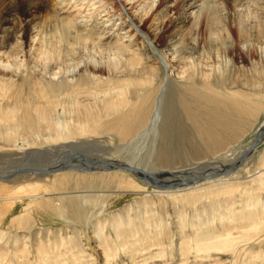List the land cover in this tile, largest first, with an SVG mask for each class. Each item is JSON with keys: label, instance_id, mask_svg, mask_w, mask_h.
I'll use <instances>...</instances> for the list:
<instances>
[{"label": "rangeland", "instance_id": "obj_1", "mask_svg": "<svg viewBox=\"0 0 264 264\" xmlns=\"http://www.w3.org/2000/svg\"><path fill=\"white\" fill-rule=\"evenodd\" d=\"M73 1L0 0V16L14 23L6 25L13 35L0 38V133L5 127L14 128L13 114H5L11 109L17 111L27 90L33 93L35 102L46 101L37 99V93L47 84L55 90L50 97L53 103H49L55 109L51 113L53 122L72 124L65 111L69 102L65 96L79 98V103L87 105L93 96L106 94L128 71L122 65L124 57L108 50L109 46H119L126 53L135 51L137 57L132 61L140 64L139 71L141 67L158 71L153 97H158L159 89L160 102L159 109L153 111L159 114L151 123L156 127L147 141L142 136L144 126L135 138L124 140L114 134H96L94 138L106 141L107 153L82 155L116 164L124 161L121 156L134 155L136 143L141 149L147 144L139 154L144 157L150 151L148 159L164 173L159 177L162 183L173 182L166 175L171 171L179 180L183 177L179 170L199 166L226 170L232 164L231 155L234 159L242 155L254 133L264 125V0H244L246 3L241 4L238 0H199L196 21L187 17L180 24L183 32L175 50L182 52L184 46L195 43L200 53L193 56L195 65L209 80L214 79V86L203 89H214V96L223 99L231 95L241 99L249 90V100L259 103L257 114L246 119L243 135L230 145V155L225 159L220 154L214 160L212 155L204 154L203 142L188 117L172 105V91L181 85L178 75L184 63L181 59L174 62L172 53L164 47L175 18L184 15L185 0H132V5L124 7L122 0H90L88 5L83 1L76 6L81 12L68 15L63 7ZM27 9L34 11L37 20L26 26ZM106 13L114 15L110 19L103 16ZM119 14L127 24L119 26ZM65 18L74 21L76 31L62 27L58 21ZM104 29L111 37L101 38L102 42L97 41L98 34L86 33ZM40 45L50 52L51 61L36 57L38 50L36 53L33 49ZM60 85L67 89L65 95L58 94ZM252 87L256 91H251ZM191 90L196 91L194 87ZM192 96L186 99L202 125L210 114L224 116L232 112L224 102L196 103ZM167 125L173 140L176 138H170L169 143L163 139ZM89 128L98 129L94 124ZM40 131L29 140L18 135L11 147H2L0 139V176L23 165L51 166L60 162L63 156L57 157L56 153L46 159L45 153L40 158L22 155L20 147H26L22 144H38L47 138L46 131ZM160 147L164 148L163 154ZM161 158L169 162L163 168L160 161H155ZM72 162L85 164L78 159ZM211 178L215 179L204 178L197 184L218 178L224 183L179 195L161 194L169 190H157L128 172L116 170L69 169L46 177L20 175L0 182L4 197L24 186L20 194L13 195L20 200L0 204V212L5 214L0 219V264H264V139L233 173Z\"/></svg>", "mask_w": 264, "mask_h": 264}, {"label": "bare ground", "instance_id": "obj_2", "mask_svg": "<svg viewBox=\"0 0 264 264\" xmlns=\"http://www.w3.org/2000/svg\"><path fill=\"white\" fill-rule=\"evenodd\" d=\"M67 1H72V0H67ZM83 1L86 3V5H88L87 3L90 0H78V1L74 0L72 3L68 2V4H66V6L63 7V12H65L68 15L74 14V13L77 14L79 11L81 12V10L78 11L76 6L80 7L82 4H84ZM197 1L199 0H185L186 3L182 5V10L184 12V15H179L175 18L172 24L171 32L169 34V39H167L165 42L164 48L166 49L168 48L169 51L172 53L171 55L175 58L174 62L181 59L182 62L184 63V66H182V69L178 75L181 81L180 82L181 85L174 86V91H172V98H173L172 105L175 106L177 111L180 109L181 113H183L186 118L188 117V119L191 122V125L194 126L196 130L195 132H197L199 138L203 142L202 146H203L204 154L206 156L212 155L213 160L214 158L218 157V155L220 154L224 155L226 159L227 156L230 155V150H229L230 145L233 143L235 144L238 138H240L243 135L244 133L243 129L246 127V119L257 114L256 111L258 109L259 103L249 100V95H248L249 90H246L244 92L241 99L239 97H231L232 95L224 99L221 97L218 98V96L216 98L214 96V91H215L214 89H213L214 91L212 90L213 92L209 91L211 89L207 91L203 89L205 87H212L215 84H214V79L209 80L210 77H208V75L205 72L200 70L198 65H195V62L193 61V56L195 54L197 55L200 54L198 53L199 50H198V47L195 45V43L194 44L189 43L186 45V47L184 46L185 48L183 47L182 52H178L177 50H175V47L177 46L181 38L182 32H183L181 31L180 24H184V20L187 17L190 20L194 19L196 21V18H198L200 15V10H199L200 6L198 5V3H196ZM242 1L244 2V0H238V3L241 4L243 3ZM121 4L124 7L127 4L132 5L133 1L132 0H122ZM195 7L198 10L194 11L195 9L193 8ZM263 11H264V8H263ZM25 15L26 17L24 21H25L26 26L34 23L35 20H37L34 14V11L30 9H27L25 11ZM113 15L114 14L110 13L109 15V13H106L103 16H106L111 19V16ZM117 19L120 20L119 26L125 23V20H126L122 14H119ZM58 22L61 23L62 27L71 28L75 31L77 30L76 25L73 23L74 21L71 22L69 18H65V20L59 19ZM7 24H14V23L12 20L8 18H3L0 16V38L3 36L13 35L14 32H12L11 28L6 27ZM22 28L25 29L24 26ZM86 33H89L92 36L95 35L96 37L98 34L99 35L97 37L98 42L101 41V38L103 40H106L111 37V35H109V32L107 33L105 32V29L101 32L98 30H95L92 32L88 31ZM38 47H39L38 49L37 48L33 49V51L34 52L36 51V53L38 50V54H36V57L40 56L44 58L45 62L51 61L50 52L44 50L43 47H41V45ZM108 50L112 51V53H114V55H116L117 57L119 56L124 57V60H123L124 62L122 63V65L128 71L123 72L122 77L118 79L117 82L115 81L116 83H114L115 85L113 84L114 87L112 86L113 87L112 89H107L108 91L106 94H103L100 97L93 96L94 99L91 98V100H88L89 102L87 105L85 104L83 105L82 103H79V98H73L72 96H69V97L65 96L67 97L69 102H67L68 104L66 107L63 105V108L65 107L66 109L65 111L68 112L66 114H68L70 116V119H72L71 121L72 124L68 123L69 124L68 125L67 123L63 124V122L62 124L59 122H55V123L53 122L54 118L52 117L53 115L51 116V113L55 111V109H52L51 108L52 105H49V103L52 102L51 101L52 99H50V97L52 93L55 92V90L53 88L54 86H52L51 84L44 85L43 87L41 86L40 90L38 89L37 99L46 100L45 102L41 103L39 100L35 102L34 100L36 98L35 96L32 95L33 93L30 94L27 92L28 91L27 90L26 96L22 98L24 99L23 101L21 99L22 103L18 106L17 111H15V109L13 110L11 109L9 111V114L8 113L5 114L6 117L13 114L12 124L14 128L8 129L7 127H5L4 128L5 131L3 133H0L1 143L3 144L2 147L3 146H9V147L14 146L13 143L15 142L14 141L15 137H17L18 135H20L21 137V134H22L26 140H29V139L34 138L33 136H36V134H38L40 130H45L47 133V136H46L47 138L43 139L38 144L33 143V142L22 144V146L23 145L26 146L24 148L20 147L21 152L23 151L22 155L23 156H34L36 158H40L45 153L44 159H46V157L51 153H54V154L56 153L57 157L63 156L60 162H58L57 164L51 165V166H45V165H38V166L23 165V166L52 168V167L57 166L58 164L63 163L64 161H66V159L67 160L71 159V160L67 161L65 167H63L62 170L53 172V173H48V174L41 173L40 171H37V169L35 168L33 169L26 168V167L24 168L22 166L23 167L22 169H26V170H23L21 172H16V173H15L16 171L15 170L5 175H2V177H9L13 173H15L13 176L9 177L6 180L5 179L0 180V182H9L12 179H14L16 176H20V175H22V177L27 176V175L46 177L48 175L61 173L69 169H73L74 171L76 170L77 172H80V171L86 172L89 170L125 171L143 180L145 183H148V181L154 180L155 183L159 186V187H156L157 190H169V191H160L162 192L161 194L166 193L168 195L169 194L173 195L175 193L191 194V193H194V191H198L199 188L201 187L211 186L213 183L223 182L221 181L223 179L218 178L214 181H209L207 183L202 182L204 184L202 183L197 184L198 182H196L188 186L172 187L171 185L173 184L174 181H176V178H178V176H176V173L174 172L172 173L171 171V173L166 174V175H168L170 177V180H173V182L166 181L162 183L159 180V177L161 176V174H164V173H162L161 171H157L158 168L156 167L155 164H153V161H150V157L148 159V155L150 154V151L149 153L146 151L147 154L144 157L143 156L141 157L140 155L141 151L144 152L145 145L147 144L145 145L142 144L144 147L141 149L137 147L138 145L136 143L132 151V153L134 154V155H131L132 157L121 156L122 158H124L122 159L124 161L123 162L118 161L116 164L114 163L115 165H123L125 167L132 168L131 170H134V171H127L124 169H111L109 167H106V165H104L103 163H101V162L105 163V161H94L96 159L86 158L84 155H82V153L85 155H89V153L91 152H97L99 154L107 153L108 149L105 147L106 141L105 140L99 141L97 138H94L96 134H102V135L114 134L118 139L124 140L126 138H129V137L133 138L134 136H136L139 130L144 126L146 127V129L142 136H145L146 138L145 141H147V137L150 131H152L156 127L155 125L151 123H152V120L156 119V117L158 116L156 114H159V113H156V110L155 112L153 111V108L159 109V102H160V90L159 89L156 93L158 97L157 96L155 98L153 97V94H154L153 92L155 89L153 85L155 84L154 78L158 73L157 69L150 70V69H145V67H141L139 71L137 69V66H139L140 64L135 65L132 61V59L135 58L136 56V54L134 53L135 51L133 53H128V52L126 53L125 50H123L119 46H109ZM31 51L32 50H30V52ZM187 55H190L192 57L191 58L187 57ZM18 67H21V65H19ZM114 68L116 69L117 67L114 65ZM93 69H94L93 71L100 70L99 68H93ZM16 72L19 73L20 70L16 68ZM118 73H122V72H118ZM18 86L21 89L22 88L25 89L23 85H18ZM60 86L61 87L57 89V91H59L58 94L65 95V93L63 92H65V90L67 89L65 88L64 85L63 86L60 85ZM191 87H194L196 91L194 92L193 90H191ZM69 88L70 87H68V89ZM254 88L255 87H252L250 88V90L256 91V88L255 89ZM192 93H193L192 98L194 99L193 101H195L196 103H200L202 100L206 102L208 101L209 102L212 101L214 103L216 102L217 104L224 102L223 103L224 107H226L228 111L231 110L232 112H236L235 117H232L231 115L232 112L231 114L224 115V116H220V115L214 116L210 114L207 122H205V124L202 125V123L199 120L200 118L193 111L191 107V103H189V101H187L186 99V96L191 95ZM16 97H15V100H16ZM149 108H151V110L148 114ZM69 116H67V119L69 118ZM91 124H94V126L98 127V129L96 128L90 129L89 126ZM263 126L264 125H262L261 127ZM45 131H43V133ZM163 133H164L163 139L165 140L166 143H169L170 138H171V141L173 140L172 138L173 133L170 132L168 125L166 126V129H164ZM174 140H176V138H174ZM261 141L262 139H260L258 143ZM103 147L105 148L103 149ZM164 148L166 149L167 146L165 145ZM164 148L160 147V150H162L160 154H163ZM80 150H82L80 152L81 154H78L76 157H74V153ZM234 156L235 155H231V159L229 160V161L233 160L232 164L229 166V168H227V169H230L229 170L230 172L227 173L229 175L233 173L235 168H237L241 164V162L248 157V155H246L245 152H243L242 155L236 159H234L235 158ZM74 159H78L82 162H85V164H76L75 162L73 163L72 161ZM218 159L222 160L223 158L220 157ZM155 161H160L159 164L160 166H162L161 168H163V166H166L169 163L167 162V159L165 158L164 159L161 158ZM92 163H93V166H90V164ZM77 165L78 167H76ZM81 166H83V168H81ZM136 169H140L141 171L144 170L145 173H148V175H150V177H148L144 173H139L138 171H136ZM210 169H213V170H210ZM187 171L192 174L187 173V175H183L184 177H190L192 175H200V174H205V173L207 175L213 174L217 176V174H220L221 172L225 170L218 169L216 166H207V167L199 166V168H196L195 170L189 169ZM208 178H210L211 180L215 179L211 177H208ZM12 182L15 183V181H12ZM118 188H120V186H118ZM22 190H24V186L18 187L12 192H7L5 197L4 195L0 194V204L8 205L9 201H12V200L17 201V199L20 200L21 198L13 197V195L20 194ZM18 196H21V195H18ZM170 198H172V196L169 197V200ZM73 206L76 207V204L73 203ZM4 207H7V206H4ZM71 213H75V211ZM4 215L5 214H2L0 212V219Z\"/></svg>", "mask_w": 264, "mask_h": 264}, {"label": "water", "instance_id": "obj_3", "mask_svg": "<svg viewBox=\"0 0 264 264\" xmlns=\"http://www.w3.org/2000/svg\"><path fill=\"white\" fill-rule=\"evenodd\" d=\"M260 139H264V126L263 127H261V128H258L257 129V131L254 133V135H253V137H252V140H251V142H250V144H249V146H247L246 147V149H245V153H246V155H248V153H250L251 152V150L254 148V146L258 143V141L260 140ZM68 160H71V159H68ZM67 159H66V161H64L63 163H61V164H58L57 166H55V167H52V168H48V167H44V168H39V167H26V166H23L24 168L26 167V168H31V169H33V168H35V169H37V171H40L41 173H53V172H57V171H60V170H62V168L63 167H65V165H66V163H67V161H68ZM101 163H103L104 165H106V167H109V168H111V169H124V170H127V171H134V170H131L132 168H129V167H125V166H123V165H115L114 163H107V162H101ZM23 167H19V169L18 170H16L15 171V173L16 172H21V171H23V170H26V169H22ZM39 168V169H38ZM229 168V167H228ZM29 170V169H28ZM230 169H226L225 171H223V172H221L220 174H227V173H229L230 171H229ZM136 171H138L139 173H144V174H146L148 177H150V175H148V173H145V171L143 170V171H141L140 169H136ZM185 171H187V170H179V171H177V172H180L181 174L180 175H187V173L185 172ZM15 173H13L12 175H10L9 177H11V176H13ZM216 175H213V174H200V175H192V176H190V177H182V178H180L179 180H176V181H174L173 182V184L171 185L172 187H178V186H181V187H183V186H188V185H191V184H193V183H196V182H199V181H201L202 179H204V178H208V177H215ZM9 177H2V176H0V180H6V179H8ZM148 185H151L152 187H154V188H156V187H159L156 183H155V181L154 180H151V181H148V183H147Z\"/></svg>", "mask_w": 264, "mask_h": 264}]
</instances>
